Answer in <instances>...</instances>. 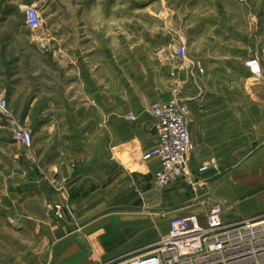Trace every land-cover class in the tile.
Instances as JSON below:
<instances>
[{"label":"crops","instance_id":"0c3cea01","mask_svg":"<svg viewBox=\"0 0 264 264\" xmlns=\"http://www.w3.org/2000/svg\"><path fill=\"white\" fill-rule=\"evenodd\" d=\"M100 1L83 8L81 24L59 26L69 34L51 38L48 61L43 34L27 43L22 26L0 24V93L32 136L21 148L0 126L5 264L11 257L21 264L26 254L29 263L52 264L56 205L82 242L78 255L96 256L106 252L107 232L148 228L155 205H163L162 219L174 216L167 209L175 193L179 205L201 216L213 200L229 223L264 216V0H146L130 11L140 22L128 25L107 24ZM171 40L185 44L190 67L163 56ZM255 57L262 75L256 82L246 66ZM27 62L39 69L26 71ZM47 62L54 68L49 89ZM175 89L191 112L188 167L203 186L194 194L183 179L159 187L155 204L158 162L142 159L156 139L147 110ZM211 158L216 165L200 173Z\"/></svg>","mask_w":264,"mask_h":264},{"label":"built area","instance_id":"2783aa9c","mask_svg":"<svg viewBox=\"0 0 264 264\" xmlns=\"http://www.w3.org/2000/svg\"><path fill=\"white\" fill-rule=\"evenodd\" d=\"M25 13L27 28L34 30L41 26V16L34 5L26 6ZM171 52L167 58L175 56L181 65L190 67L183 42L175 45ZM246 66L254 78L261 79L256 57L247 61ZM175 92L173 90L170 99L154 101L148 107L156 139L142 154V159L158 162L153 185L162 188L183 179L193 193H197L203 184L188 167L189 156L195 149L189 131L190 110L187 103L175 98ZM6 106V99L0 97V113H5ZM126 118L135 119L132 114ZM14 138L27 146L32 142L31 133L19 125L14 129ZM216 163V159L211 158L203 162L198 171L206 172ZM130 187L139 190L133 181ZM53 209L55 216L61 218V207L56 205ZM151 247L104 264H264V216L229 223L224 219L222 203L216 201L203 216L189 212L170 217L166 236Z\"/></svg>","mask_w":264,"mask_h":264},{"label":"rangeland","instance_id":"374dc122","mask_svg":"<svg viewBox=\"0 0 264 264\" xmlns=\"http://www.w3.org/2000/svg\"><path fill=\"white\" fill-rule=\"evenodd\" d=\"M98 0H0V24H11L22 26L20 30V35L24 36V39L27 41H38L39 36L43 42H45V47L47 44L49 46L46 49V52L43 54L45 57L52 55L53 45L51 38L55 36H60L63 34H69L65 31H56L61 30L59 26H64L66 24H81L83 22L82 10L84 7L89 4H94L97 6ZM246 2V0H244ZM102 4L106 9V23L107 24H129L130 22H140L136 16L131 15V9H140L145 7L146 0H101ZM34 5L40 13L41 16V26L37 29L31 30L26 27V6ZM93 5V6H94ZM139 18V17H138ZM143 20V19H142ZM52 29V30H50ZM64 30V29H62ZM17 34V32L12 33ZM18 34V35H19ZM20 36V39H21ZM51 42H46V41ZM33 41V42H34ZM180 43V42H179ZM174 40H171L170 45L167 48H162L160 51L163 56L171 55V50L175 45L179 44ZM28 51V50H27ZM51 51V52H50ZM187 56V55H186ZM49 57L45 58L48 61ZM179 61V60H178ZM181 65V62H180ZM192 64H190L191 66ZM182 66V65H181ZM26 71H33L34 67L36 70L39 69L38 65H34L32 62H27L25 64ZM53 65L49 62L42 65L43 79L45 89H49L51 86L50 75L53 71ZM177 67L173 68L171 72V77H176ZM256 78L253 79L255 81ZM256 82V81H255ZM176 90V89H175ZM175 98H179L178 92H175ZM0 97L6 99L7 106L5 113H0V126H5L4 129L7 135H10L11 138L20 145L21 148H29L27 145H23L14 138V129L19 125L21 128H24L21 123L14 117L13 113L10 111L8 106L7 97L4 93H0ZM172 96H170L171 98ZM174 97V96H173ZM169 98V99H170ZM180 99V98H179ZM183 101V100H182ZM190 110V109H189ZM191 112H190V121L191 123ZM25 129V128H24ZM30 132V131H29ZM31 133V132H30ZM32 141V136H31ZM32 143V142H31ZM206 162V161H205ZM175 183V182H174ZM155 189V204L158 200L160 188L158 186H153ZM205 191V190H203ZM193 192V191H192ZM198 193V192H197ZM194 194V193H193ZM177 194L175 193L174 197L176 201H171L168 205L167 210H170L172 214H186L188 212H193L192 209L183 207L179 205L177 201ZM202 200L201 197L196 199L195 202ZM215 200L209 201L206 203L205 208H209ZM172 206V207H171ZM162 204L154 206V217L155 219H149V227L146 228L143 226H138L131 229H123L117 231V233L107 232L105 238H103V248L105 253L101 256H96L94 253L86 251L84 255H78V252L81 251L82 242H77L72 238V229L69 225L70 219H56L58 223V233L57 238L52 239V247L55 248L54 251V260L52 264H104L111 263L114 260L130 256L132 254H139L158 242L161 238L165 237L167 234V221L168 219H162L163 216ZM199 207V206H197ZM201 208V207H199ZM194 211L196 209H193ZM197 212V211H196ZM55 216V210L53 209ZM63 215V212H62ZM56 217V216H55ZM62 218V217H61ZM33 257L26 255H21L19 257V263L21 264H34L33 262L29 263L28 259ZM37 261V260H36ZM0 264H5L3 258L0 257ZM12 257H11V263ZM42 264H49V258L44 259Z\"/></svg>","mask_w":264,"mask_h":264}]
</instances>
